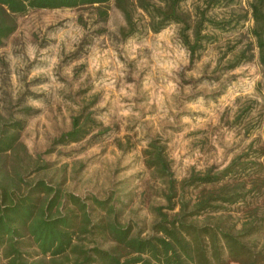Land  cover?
<instances>
[{
    "label": "rangeland",
    "instance_id": "obj_1",
    "mask_svg": "<svg viewBox=\"0 0 264 264\" xmlns=\"http://www.w3.org/2000/svg\"><path fill=\"white\" fill-rule=\"evenodd\" d=\"M251 2L183 1L192 39L201 17L233 25L222 31L205 22L210 40L194 56L182 24L154 32L141 10L138 31L124 36L115 0L106 20L95 6L18 15L0 45V137L20 134L13 150L0 153V190L24 193L43 179L65 194L59 206L107 202L122 211V223L148 235L153 207L169 206L170 179L182 193L192 173L223 168L264 144V67ZM75 117L90 133L62 143ZM154 146L167 173L147 164ZM198 191L186 187L184 196Z\"/></svg>",
    "mask_w": 264,
    "mask_h": 264
},
{
    "label": "trees",
    "instance_id": "obj_2",
    "mask_svg": "<svg viewBox=\"0 0 264 264\" xmlns=\"http://www.w3.org/2000/svg\"><path fill=\"white\" fill-rule=\"evenodd\" d=\"M183 1L115 0L127 23L124 36L138 31L136 14L141 10L154 32L182 24L181 37L194 56L203 49L202 42L210 40L202 34L205 22L222 31L233 27L232 21L201 17L192 39L187 31L192 17L181 9ZM110 2L0 0V45L16 31L17 16L30 9L95 6L106 20ZM251 9L264 67V0H252ZM89 133L75 117L72 129L60 141L78 142ZM19 139L17 132L3 134L0 153L13 150ZM147 155L149 167L168 172L161 149L154 146ZM190 186L199 191L195 198L186 199L184 190ZM181 189L182 193L170 179L165 192L169 206L153 207L155 219L146 236L145 229L122 223V211L107 202L96 207L59 206L65 194L43 179L24 193L10 196L0 190V264H264V144L257 150L250 147L223 168L192 173Z\"/></svg>",
    "mask_w": 264,
    "mask_h": 264
},
{
    "label": "crops",
    "instance_id": "obj_3",
    "mask_svg": "<svg viewBox=\"0 0 264 264\" xmlns=\"http://www.w3.org/2000/svg\"><path fill=\"white\" fill-rule=\"evenodd\" d=\"M232 264H238V263H232Z\"/></svg>",
    "mask_w": 264,
    "mask_h": 264
}]
</instances>
